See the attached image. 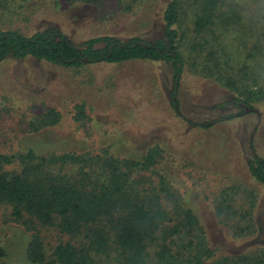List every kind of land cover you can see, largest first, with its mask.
I'll list each match as a JSON object with an SVG mask.
<instances>
[{
    "label": "rangeland",
    "instance_id": "1",
    "mask_svg": "<svg viewBox=\"0 0 264 264\" xmlns=\"http://www.w3.org/2000/svg\"><path fill=\"white\" fill-rule=\"evenodd\" d=\"M62 2L56 8L53 0H0V29L25 35L60 30L77 45L102 36L155 42L163 37V13L170 0H79L74 6L72 0ZM228 2L239 6L242 25L216 26L200 35L193 31L199 8H185L178 25V44L186 61L180 80L164 62L79 69L32 58L3 62L0 155L32 149L38 154L72 151L91 156L110 151L119 158L138 159L158 147L162 157L144 174L151 185L179 195L196 210L217 251L215 259L229 257L238 264L250 263L251 257L264 261V186L248 168L251 145L264 159V100H254V111L239 115L234 101L245 98V91L224 88L221 82L226 73L245 77V65L264 62V0ZM209 57L212 61H207ZM80 105L86 118L76 121ZM50 110L61 120L42 127L41 118ZM229 115L236 118L208 129L199 126ZM232 188L238 194L229 209L226 197ZM33 234L41 237L48 260L61 243H87L85 234H63L29 216L16 220L12 208L0 204V246L7 252L0 264H29L26 249Z\"/></svg>",
    "mask_w": 264,
    "mask_h": 264
},
{
    "label": "trees",
    "instance_id": "2",
    "mask_svg": "<svg viewBox=\"0 0 264 264\" xmlns=\"http://www.w3.org/2000/svg\"><path fill=\"white\" fill-rule=\"evenodd\" d=\"M53 1L56 8L64 4L63 0ZM77 1L72 0L71 5H77ZM80 1L88 3V0ZM192 6L199 8L193 21L195 34L200 35L216 26L242 25L239 6L228 0H170L163 13V37L155 42L102 36L77 45L60 30L25 35L0 29V65L8 60L28 58L65 69L131 61L164 62L172 67L174 77L180 80L186 61L178 44V25L184 11ZM69 9L65 10L66 14L70 13ZM208 60L212 61L210 57ZM244 68L245 77L226 73L221 81L224 88L236 87L245 91V98L234 101L241 111L239 115L248 113L246 107L249 112L254 111V100H264V62ZM174 106L180 114L175 101ZM76 110V121L86 118L84 105L77 106ZM236 115L223 116L199 126L208 129L233 120ZM60 120V114L50 110L41 118L42 127L54 126ZM251 151L250 174L264 186V159L257 154L254 145H251ZM160 157L162 151L158 147L149 148L138 159L119 158L110 151L91 156L72 151L38 154L32 149L21 154L0 155V204L9 205L16 220L29 216L43 227H57L63 234L86 235L87 243L79 246L71 242L59 244L48 260L41 237L33 234L26 249L27 262L238 264L229 257L217 261V251L209 244L196 210L187 206L179 195L162 186L151 185L144 173L156 166ZM12 165H18L20 170H6V166ZM229 190L232 194L227 192L226 198H229L228 208L231 209L238 193L233 188ZM6 257L5 248L0 246V261ZM250 260L243 264H264L253 257Z\"/></svg>",
    "mask_w": 264,
    "mask_h": 264
},
{
    "label": "water",
    "instance_id": "3",
    "mask_svg": "<svg viewBox=\"0 0 264 264\" xmlns=\"http://www.w3.org/2000/svg\"><path fill=\"white\" fill-rule=\"evenodd\" d=\"M246 109H247V112H249V108L246 107Z\"/></svg>",
    "mask_w": 264,
    "mask_h": 264
}]
</instances>
